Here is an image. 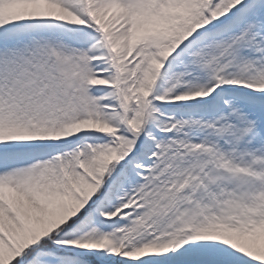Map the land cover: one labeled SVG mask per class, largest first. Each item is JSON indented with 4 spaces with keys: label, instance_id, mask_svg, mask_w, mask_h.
Returning <instances> with one entry per match:
<instances>
[{
    "label": "snow or ice",
    "instance_id": "6c2138e0",
    "mask_svg": "<svg viewBox=\"0 0 264 264\" xmlns=\"http://www.w3.org/2000/svg\"><path fill=\"white\" fill-rule=\"evenodd\" d=\"M0 264H264V0H0Z\"/></svg>",
    "mask_w": 264,
    "mask_h": 264
}]
</instances>
